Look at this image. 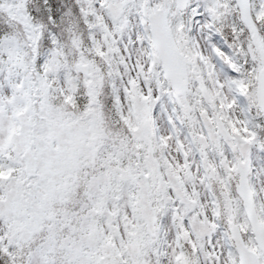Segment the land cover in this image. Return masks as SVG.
I'll return each instance as SVG.
<instances>
[{
  "label": "snow or ice",
  "instance_id": "snow-or-ice-1",
  "mask_svg": "<svg viewBox=\"0 0 264 264\" xmlns=\"http://www.w3.org/2000/svg\"><path fill=\"white\" fill-rule=\"evenodd\" d=\"M0 264H264V0H0Z\"/></svg>",
  "mask_w": 264,
  "mask_h": 264
}]
</instances>
